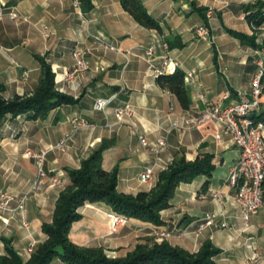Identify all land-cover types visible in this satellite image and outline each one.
I'll return each instance as SVG.
<instances>
[{
  "label": "crops",
  "instance_id": "crops-1",
  "mask_svg": "<svg viewBox=\"0 0 264 264\" xmlns=\"http://www.w3.org/2000/svg\"><path fill=\"white\" fill-rule=\"evenodd\" d=\"M77 1L0 0L3 98L31 94L40 76L38 57L50 65L55 89L72 98L43 117L33 118L31 112L6 114L0 122V187L13 196L9 208L0 209V255L9 245L27 260L26 248L33 244L35 249L45 239L43 225L52 221L61 191L47 178L35 185L37 162L25 153L44 151L45 172L67 177L66 170L79 168L82 160L103 146L102 168H116L117 191L131 194L152 186L139 181L147 167H152L155 182L158 173L177 156L192 161L202 154L212 155L210 175L180 183L170 206L161 211L163 226L174 233L168 242L195 252L210 241L219 250L213 257L215 264H249L253 254L264 252V206L244 219L227 183L239 148L217 123L190 126L188 120L207 105L227 106L249 98L250 83L258 71V49L242 44L227 29L251 35L247 15L258 1L141 0L159 29L139 24L119 0H91L92 10L86 13ZM201 8L206 10L205 19L199 14ZM10 11L16 13L15 19L9 17ZM198 25H204L207 34L197 36L194 29ZM162 42L167 44L166 50ZM149 47H153L150 56L146 54ZM75 48L84 51L89 68L69 75ZM164 56L172 64L163 74L176 70L184 74L189 95L186 108L152 75L162 66ZM187 72L192 73L188 80ZM99 97L111 98L104 110L93 107ZM122 105H129L132 115L118 123L114 109ZM81 119L87 124L77 125ZM139 135L149 144L163 139L164 148L153 152L150 146H142ZM60 143L62 147H58ZM212 191L219 198L211 196ZM20 198L24 209L17 211ZM111 211L101 202L78 207L80 218L71 223L70 241L101 247L113 258L147 235L151 224L134 218H127L111 232L107 218ZM211 213L217 214V224L226 222L227 227L197 230L199 222ZM23 221L28 222V228L23 227ZM49 264L67 263L54 258Z\"/></svg>",
  "mask_w": 264,
  "mask_h": 264
},
{
  "label": "trees",
  "instance_id": "trees-1",
  "mask_svg": "<svg viewBox=\"0 0 264 264\" xmlns=\"http://www.w3.org/2000/svg\"><path fill=\"white\" fill-rule=\"evenodd\" d=\"M83 12L92 10L91 0H78ZM122 8L139 24L159 29V23L148 13L141 0H119ZM254 10L247 15L250 23H264V3L257 2ZM205 19V9H198ZM242 44L258 48L255 37L227 29ZM40 76L31 94L3 98L4 85L0 82V122L6 114L16 116L32 113V117H43L56 106L69 103L72 98L55 89L54 73L42 57H38ZM158 83L173 94L181 107L189 104L188 91L184 85V74L176 70L172 74H160ZM264 84V74L261 78ZM255 110L253 117L264 119V102ZM103 146L96 148L91 155L82 160L80 167L67 171V184L60 191L52 214V221L43 225L45 239L38 244L27 260L21 259L9 245L5 254L0 255V264H49L59 258L67 264H215L213 257L219 250L205 241L197 252H190L182 247L171 245L167 241L138 243L126 257L109 258L101 247L78 246L68 237L71 223L80 218L78 207L84 203L101 202L110 207L111 212L134 218L153 225H161L160 211L170 206L176 187L180 183L192 181L198 175L209 176L213 156L202 154L194 160H187L183 155L177 156L158 173L153 187L149 191L135 194L117 191V170L106 171L101 166ZM146 240H149L145 238ZM150 241V240H149Z\"/></svg>",
  "mask_w": 264,
  "mask_h": 264
},
{
  "label": "built area",
  "instance_id": "built-area-1",
  "mask_svg": "<svg viewBox=\"0 0 264 264\" xmlns=\"http://www.w3.org/2000/svg\"><path fill=\"white\" fill-rule=\"evenodd\" d=\"M78 3V1H77ZM11 19L17 17L14 11L8 13ZM194 32L197 36H203L207 34V28L204 25H198L195 27ZM108 49H115L114 46L103 44ZM162 49H167L165 42L161 43ZM153 47H149L146 54L150 56L152 54ZM72 58L74 60L73 67L69 72V75L83 72L89 68L88 61L84 57V51L79 48H75L71 51ZM260 70L257 71L251 80V88L249 98L243 101H239L227 106H221L220 104L207 105L203 111L196 117L190 118L188 124L190 126H196L207 121H213L218 124L220 128H223L228 134H230L232 142L239 148V155L233 166L229 169L227 175V183L233 189V199L243 213L246 220L249 215H254L258 212L259 208L264 206L263 201V188H264V119L253 117L255 110H258L262 106L261 97L264 95V85L261 83V78L264 74V65L261 64ZM172 64L168 56H164L163 63L160 68H156L152 71V75L157 77L163 74L165 69ZM192 76L191 72L185 74L186 80ZM167 93H169L167 91ZM226 96H224L225 98ZM111 98L99 97L94 102V109L104 110L109 104ZM132 115V111L129 105L117 106L114 109V116L118 123L124 122L128 117ZM77 125L87 124L84 119L79 120ZM142 146H150L151 150L155 153L161 151L164 148V140L159 139L156 144H149L147 139L139 135L138 136ZM216 140L220 139V132L215 133ZM63 144H58V147H62ZM45 152L32 153L26 152L25 156H32L37 162V182L43 178H47L49 183L53 186H57L59 189H64L67 184V177L63 174H47L43 169ZM154 180L152 167L145 168L139 175V181L144 184L152 185ZM213 197H218L217 192L212 191L210 193ZM206 198V195L202 196ZM219 198V197H218ZM13 200V196L3 190L0 187V209L9 208L10 202ZM24 209V199H18L16 210L22 211ZM107 218L110 224L111 232H116L120 225L127 221V218L120 216L113 212L107 214ZM217 214L211 213L197 225V230H201L205 226H216L226 228L227 223H216ZM23 227L28 228V222L23 221ZM156 234L162 236L169 235L166 229H160L159 231L153 229ZM33 244H30L26 248L27 259L33 253ZM264 258V252L262 254H253L249 260V264H260Z\"/></svg>",
  "mask_w": 264,
  "mask_h": 264
},
{
  "label": "rangeland",
  "instance_id": "rangeland-1",
  "mask_svg": "<svg viewBox=\"0 0 264 264\" xmlns=\"http://www.w3.org/2000/svg\"><path fill=\"white\" fill-rule=\"evenodd\" d=\"M254 1H259V2H263L264 3V0H254ZM249 25H250V28H251V31H252V34L249 35V36H254L255 37V43L259 46L258 48H255V49H258V54H259V57L257 58V66H258V71H259L260 70V66H261L260 63H259L260 60H261V62H263L261 64L264 65V30H263L264 23H262L260 25H255L254 23H250L249 22ZM250 88H251V83H250ZM249 93H250V91H249ZM261 99H262V101H264V95L261 97ZM153 183H155V182H153ZM153 185L154 184H152L150 189L153 187ZM161 211H160V213H161ZM160 218H161V214H160ZM162 223H163V221H162ZM149 224H151V223H149ZM153 229H156L158 231L160 229H166L169 232V235L168 236H166V235L162 236L161 234H156V233L153 232ZM172 235H174L173 231L170 228H168L166 226H163V224H161V225H153V224H151V226L149 227V231L147 232V235H145L143 237H140L136 244L143 242V243H146L147 245L151 246L155 242L156 243H160V242H163V241H167L168 242L171 239ZM145 238L149 239L150 241L146 240ZM133 248L128 250V251H126V252H124V253H121L120 255H118L116 257H126V255L129 254L133 250ZM197 251H195V252H197ZM116 257H113V258H116ZM109 258H112V257H109Z\"/></svg>",
  "mask_w": 264,
  "mask_h": 264
}]
</instances>
